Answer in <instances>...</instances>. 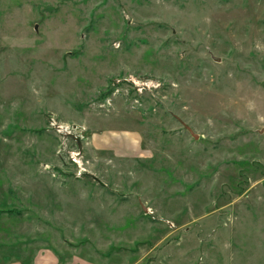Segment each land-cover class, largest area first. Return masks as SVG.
<instances>
[{
	"label": "rangeland",
	"instance_id": "rangeland-1",
	"mask_svg": "<svg viewBox=\"0 0 264 264\" xmlns=\"http://www.w3.org/2000/svg\"><path fill=\"white\" fill-rule=\"evenodd\" d=\"M89 125L145 158L94 159ZM0 230L3 257L264 264V0H0Z\"/></svg>",
	"mask_w": 264,
	"mask_h": 264
},
{
	"label": "crops",
	"instance_id": "crops-1",
	"mask_svg": "<svg viewBox=\"0 0 264 264\" xmlns=\"http://www.w3.org/2000/svg\"><path fill=\"white\" fill-rule=\"evenodd\" d=\"M89 137L86 140L85 148L87 151L93 156L94 159L99 160L100 158H110L113 161H129V160H136V158H145L141 157L143 153L142 149V134L141 131L136 130H130V129H117L113 127H109V129L104 128H94L89 125ZM51 190H57V188L50 187ZM59 193L62 194V200L65 194L70 193L72 191H85L88 190L91 193V202L97 201V198L92 196L94 193L92 188H84L81 187L80 189H77V187H60L58 188ZM18 193V192H17ZM21 193V192H19ZM18 193V194H19ZM31 196H28L29 201H37V198L31 200ZM56 200V199H54ZM61 203V202H60ZM115 203V201H112L111 205L109 203L103 204V207H105V210L110 211L112 205ZM58 204V203H57ZM60 205V204H58ZM55 206V205H54ZM47 221L44 223L46 224ZM53 224L50 220V225ZM5 231L0 230V264H21L20 259L22 257L29 258V261L26 260V263L24 264H63L61 260L59 259V255L56 254L57 252H52V248L50 244L46 245L43 249H40L39 252H36L35 250L29 252L28 249H26V256H21L20 249H16L15 251L18 253L16 257L14 256H5V253H7L10 249H7L10 247L9 244L3 242L5 238L8 239L7 235L2 239V235H4ZM29 234V233H28ZM9 236V235H8ZM108 236V235H107ZM22 237H26L24 233L22 234ZM29 237V236H27ZM96 239V238H95ZM6 248V249H5ZM19 250V251H18ZM52 253H55L57 255V258ZM11 257V258H10ZM2 258H8L7 260H2ZM142 258V257H141ZM185 261H183V264H188V260L190 258L185 255L184 256ZM187 260V261H186ZM139 259L135 260L133 264H139ZM175 261L169 260V262L165 261L163 264H175ZM80 264V263H77ZM81 264H83V260H81Z\"/></svg>",
	"mask_w": 264,
	"mask_h": 264
},
{
	"label": "built area",
	"instance_id": "built-area-1",
	"mask_svg": "<svg viewBox=\"0 0 264 264\" xmlns=\"http://www.w3.org/2000/svg\"><path fill=\"white\" fill-rule=\"evenodd\" d=\"M49 126L53 129H55L59 136L62 138V142H69L70 139L74 138H82L83 133L85 130V127L69 124L65 121L59 120L55 115H51L49 119ZM59 153H61V150H59ZM70 158L76 162L81 163L82 162V154L81 151L78 149H74L72 151H69ZM82 164V163H81Z\"/></svg>",
	"mask_w": 264,
	"mask_h": 264
}]
</instances>
